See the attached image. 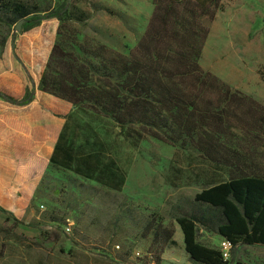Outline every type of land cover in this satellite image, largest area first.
Masks as SVG:
<instances>
[{"label": "rangeland", "instance_id": "rangeland-1", "mask_svg": "<svg viewBox=\"0 0 264 264\" xmlns=\"http://www.w3.org/2000/svg\"><path fill=\"white\" fill-rule=\"evenodd\" d=\"M15 1L45 17L67 1L75 14L87 13L85 22H76L84 35L124 53L142 37L154 9L153 0ZM18 22L0 16V264H155L160 246L143 235L148 218L174 229L176 243L164 249L161 264H200L186 252L176 217L191 211L196 193L237 170L149 135L135 146L110 118L40 92L37 82L61 23L24 31ZM209 27L202 66L264 105V0H223ZM67 111L85 120L73 121L80 127L79 134L70 130L74 145L99 141L89 151L122 163L124 189H108L45 158ZM243 143L264 170V134L255 144ZM198 240L224 249L225 239L213 231L201 228ZM229 259L264 264V245L240 243Z\"/></svg>", "mask_w": 264, "mask_h": 264}, {"label": "trees", "instance_id": "trees-1", "mask_svg": "<svg viewBox=\"0 0 264 264\" xmlns=\"http://www.w3.org/2000/svg\"><path fill=\"white\" fill-rule=\"evenodd\" d=\"M153 4L144 34L128 53L84 35L76 22L88 15L75 14L67 1L45 17L23 2L0 0V16L10 23L25 18L24 31L60 20L39 91L111 118L135 146L149 135L237 170V176L196 193L191 211L176 217L193 262L230 264L221 250L198 240V231H213L233 247L264 245V170L254 152L242 150L243 140L255 144L264 134V105L200 63L209 23L223 0ZM143 235L160 246L155 264H161L164 249L176 243L174 229L148 218Z\"/></svg>", "mask_w": 264, "mask_h": 264}, {"label": "crops", "instance_id": "crops-1", "mask_svg": "<svg viewBox=\"0 0 264 264\" xmlns=\"http://www.w3.org/2000/svg\"><path fill=\"white\" fill-rule=\"evenodd\" d=\"M68 114L69 111L63 114V125L58 131L56 139H50L49 149L44 154L45 158L50 162L53 160L51 163H54V165L58 167L70 170L80 177L91 179L94 183L108 189L114 191L124 189L127 183L126 168L121 162L112 158H109L107 161H101L100 155L102 154L100 152H97L94 149L89 151V148H95L98 145L99 141H96L95 139L80 140L77 142V145H74L71 139L70 130L75 129L77 130L76 134H79L80 127L75 123H81L83 125L85 120L80 117L75 119L72 115ZM94 114L102 116L101 118H109L97 112ZM110 120L111 122H114L111 118ZM127 140L131 141L130 139ZM86 175H88V177ZM180 234L183 235V232Z\"/></svg>", "mask_w": 264, "mask_h": 264}, {"label": "built area", "instance_id": "built-area-1", "mask_svg": "<svg viewBox=\"0 0 264 264\" xmlns=\"http://www.w3.org/2000/svg\"><path fill=\"white\" fill-rule=\"evenodd\" d=\"M222 244L224 246V249L221 252H222L223 256L225 257V259H228L229 254H230V249L233 247V245L227 239H225Z\"/></svg>", "mask_w": 264, "mask_h": 264}, {"label": "water", "instance_id": "water-1", "mask_svg": "<svg viewBox=\"0 0 264 264\" xmlns=\"http://www.w3.org/2000/svg\"><path fill=\"white\" fill-rule=\"evenodd\" d=\"M24 22H26V19H21L16 26V29L20 30L23 27Z\"/></svg>", "mask_w": 264, "mask_h": 264}]
</instances>
